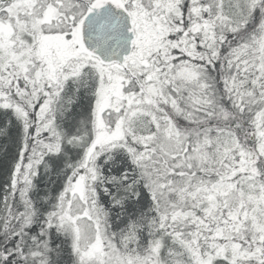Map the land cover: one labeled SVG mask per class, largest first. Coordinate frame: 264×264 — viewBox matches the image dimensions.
I'll list each match as a JSON object with an SVG mask.
<instances>
[{
    "label": "snow or ice",
    "instance_id": "obj_1",
    "mask_svg": "<svg viewBox=\"0 0 264 264\" xmlns=\"http://www.w3.org/2000/svg\"><path fill=\"white\" fill-rule=\"evenodd\" d=\"M0 264H264V0H0Z\"/></svg>",
    "mask_w": 264,
    "mask_h": 264
}]
</instances>
